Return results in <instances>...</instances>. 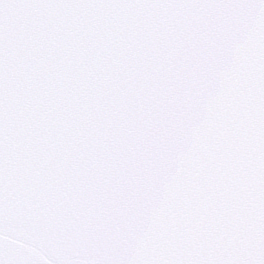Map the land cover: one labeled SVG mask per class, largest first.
<instances>
[{
  "label": "snow or ice",
  "instance_id": "obj_1",
  "mask_svg": "<svg viewBox=\"0 0 264 264\" xmlns=\"http://www.w3.org/2000/svg\"><path fill=\"white\" fill-rule=\"evenodd\" d=\"M0 264H264V0H0Z\"/></svg>",
  "mask_w": 264,
  "mask_h": 264
}]
</instances>
